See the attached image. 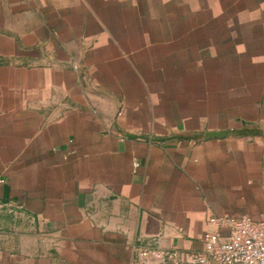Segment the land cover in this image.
<instances>
[{"label":"crops","instance_id":"0c3cea01","mask_svg":"<svg viewBox=\"0 0 264 264\" xmlns=\"http://www.w3.org/2000/svg\"><path fill=\"white\" fill-rule=\"evenodd\" d=\"M212 214L264 218V0H0V264L199 250Z\"/></svg>","mask_w":264,"mask_h":264},{"label":"built area","instance_id":"2783aa9c","mask_svg":"<svg viewBox=\"0 0 264 264\" xmlns=\"http://www.w3.org/2000/svg\"><path fill=\"white\" fill-rule=\"evenodd\" d=\"M209 220L215 229L205 232L201 249L136 246L134 259L138 264H264V218L212 214Z\"/></svg>","mask_w":264,"mask_h":264},{"label":"water","instance_id":"95a60500","mask_svg":"<svg viewBox=\"0 0 264 264\" xmlns=\"http://www.w3.org/2000/svg\"><path fill=\"white\" fill-rule=\"evenodd\" d=\"M227 132H208L207 137H217V136H224Z\"/></svg>","mask_w":264,"mask_h":264}]
</instances>
